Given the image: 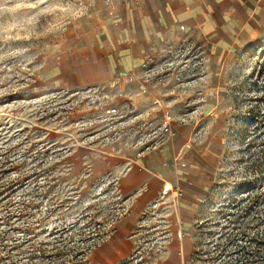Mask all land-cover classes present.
Segmentation results:
<instances>
[{"label": "rangeland", "instance_id": "1", "mask_svg": "<svg viewBox=\"0 0 264 264\" xmlns=\"http://www.w3.org/2000/svg\"><path fill=\"white\" fill-rule=\"evenodd\" d=\"M92 1L0 0V264H90L128 215L119 264L264 263V43L227 60L217 93L188 40L149 57L142 89L51 88L46 71L72 58ZM188 141L214 162L191 218L162 185L139 205L153 174L133 178L127 158Z\"/></svg>", "mask_w": 264, "mask_h": 264}, {"label": "crops", "instance_id": "2", "mask_svg": "<svg viewBox=\"0 0 264 264\" xmlns=\"http://www.w3.org/2000/svg\"><path fill=\"white\" fill-rule=\"evenodd\" d=\"M113 6L110 16L103 0L89 3L83 41L73 49L72 58H64L46 71L45 80L51 88L104 86L127 74L142 89L150 83L149 57L167 45L188 40L203 58L197 66L203 81L213 82L210 87L217 93L227 60L264 43V0H141ZM181 145L176 147L177 152L169 143L160 150L127 159L133 178L145 171L153 174L137 203L145 205L161 185L164 190L165 183L171 189L178 186L184 196L179 204L182 219L191 218L202 202V194L211 188L212 174L206 170L214 162L206 151L190 149L189 141ZM178 153L188 155L185 164L172 162ZM179 183L188 186L186 191ZM142 184L137 178L127 186ZM135 222L128 215L115 223L109 240L91 255L90 264H116L128 256Z\"/></svg>", "mask_w": 264, "mask_h": 264}, {"label": "built area", "instance_id": "3", "mask_svg": "<svg viewBox=\"0 0 264 264\" xmlns=\"http://www.w3.org/2000/svg\"><path fill=\"white\" fill-rule=\"evenodd\" d=\"M139 1H141V0H103V4L108 9V14L111 16L113 14V9H114L113 4L114 3H119L120 2L122 4H126V3H129V2L130 3H138ZM121 78L124 79V80H127L128 79L127 81H131V78L127 74H122L121 75ZM162 130L166 134H168L170 136H174V132L170 128V124L168 122H166V121L162 125ZM170 191H172L174 197H177V198H180L183 195V192H182L181 188H179L178 186H175L174 189L173 188L170 189ZM117 264H119V263H117Z\"/></svg>", "mask_w": 264, "mask_h": 264}, {"label": "bare ground", "instance_id": "4", "mask_svg": "<svg viewBox=\"0 0 264 264\" xmlns=\"http://www.w3.org/2000/svg\"><path fill=\"white\" fill-rule=\"evenodd\" d=\"M171 189V186L168 183L164 184V194H167Z\"/></svg>", "mask_w": 264, "mask_h": 264}, {"label": "trees", "instance_id": "5", "mask_svg": "<svg viewBox=\"0 0 264 264\" xmlns=\"http://www.w3.org/2000/svg\"><path fill=\"white\" fill-rule=\"evenodd\" d=\"M263 160H264V159H263ZM263 160H262V161H263ZM263 252H264V250H263ZM34 253H35V252L32 250L30 254H34ZM262 264H264V263H262Z\"/></svg>", "mask_w": 264, "mask_h": 264}]
</instances>
